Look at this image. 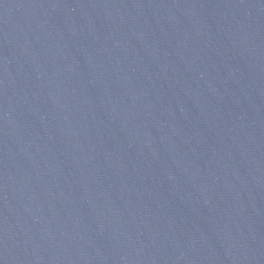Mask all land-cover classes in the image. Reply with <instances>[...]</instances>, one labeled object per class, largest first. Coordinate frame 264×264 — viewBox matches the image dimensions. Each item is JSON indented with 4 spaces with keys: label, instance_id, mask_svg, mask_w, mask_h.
I'll use <instances>...</instances> for the list:
<instances>
[{
    "label": "water",
    "instance_id": "obj_1",
    "mask_svg": "<svg viewBox=\"0 0 264 264\" xmlns=\"http://www.w3.org/2000/svg\"><path fill=\"white\" fill-rule=\"evenodd\" d=\"M0 264H264V0H0Z\"/></svg>",
    "mask_w": 264,
    "mask_h": 264
}]
</instances>
